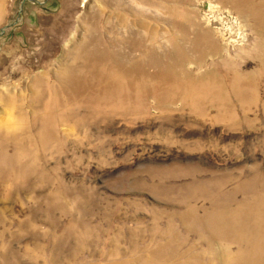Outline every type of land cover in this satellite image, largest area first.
<instances>
[{"label": "rangeland", "instance_id": "374dc122", "mask_svg": "<svg viewBox=\"0 0 264 264\" xmlns=\"http://www.w3.org/2000/svg\"><path fill=\"white\" fill-rule=\"evenodd\" d=\"M192 262L264 264V0H0V264Z\"/></svg>", "mask_w": 264, "mask_h": 264}, {"label": "bare ground", "instance_id": "6f19581e", "mask_svg": "<svg viewBox=\"0 0 264 264\" xmlns=\"http://www.w3.org/2000/svg\"><path fill=\"white\" fill-rule=\"evenodd\" d=\"M113 76H114V78L116 79V78H120V77H126V73H125V71L123 72V71H121L120 69H115V71L113 72ZM127 86H128V83L126 82V83H124V86L123 87H125V88H127ZM119 88H122L120 85H118V84H112V85H110V89L112 90V91H115V92H117L118 90H119ZM139 92L141 93V94H139L141 97H142V99H143V97L145 96V93L146 92H144V88H140L139 89ZM160 97V96H159ZM120 100L122 99V97H120L119 98ZM136 99V98H135ZM160 99H162L161 97H160ZM168 99V98H167ZM165 100V99H164ZM194 260V259H193ZM193 264H197V262H192Z\"/></svg>", "mask_w": 264, "mask_h": 264}]
</instances>
